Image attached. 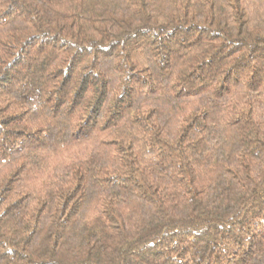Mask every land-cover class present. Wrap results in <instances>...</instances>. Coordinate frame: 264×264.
<instances>
[{
  "label": "trees",
  "instance_id": "obj_1",
  "mask_svg": "<svg viewBox=\"0 0 264 264\" xmlns=\"http://www.w3.org/2000/svg\"><path fill=\"white\" fill-rule=\"evenodd\" d=\"M0 264H264V0H0Z\"/></svg>",
  "mask_w": 264,
  "mask_h": 264
}]
</instances>
